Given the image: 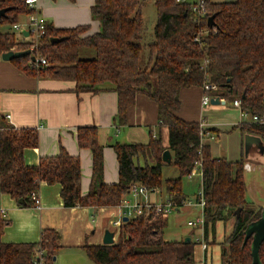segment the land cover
I'll return each mask as SVG.
<instances>
[{
  "label": "trees",
  "instance_id": "1",
  "mask_svg": "<svg viewBox=\"0 0 264 264\" xmlns=\"http://www.w3.org/2000/svg\"><path fill=\"white\" fill-rule=\"evenodd\" d=\"M144 3L95 0L90 14L99 22V30L83 38L88 26L58 30L45 23L43 36L28 42L0 30V55L30 50L35 58L45 59L47 65L29 69L30 57L25 56L13 60L21 71L74 82L75 92H115L118 125H125L127 109L135 97L147 96L157 104L159 129L167 128L168 147L162 146L160 135L150 137L147 144L112 145L118 162V182L106 184L104 147L98 142L97 129L78 128L77 145L88 149L92 157L91 181L83 195L78 157L60 146L57 155L41 158L37 166H27L23 153L37 147V130L0 125V193L15 200L19 207L36 211L31 195L38 196L39 185L59 184L65 208L116 207L134 185L148 192L162 187L161 157L168 150L178 170L176 179L164 181L168 198L182 207L185 200L181 179L192 173L195 162L200 161V187L205 201L203 237L207 241L209 230L215 232L217 223L225 225L232 220L231 233L220 243V264H251L252 238L243 244L244 231L260 217L262 207H249L245 198V161L213 158L209 145L201 142L199 124L185 122L176 113L181 89L211 85L216 88L208 92L212 98L230 102L238 99L241 109L249 115H264V0H204V16L194 12L188 2L154 0L156 23L149 42L144 37ZM5 8L9 11L0 18V26L14 25L19 15L34 13L24 0H0V9ZM212 15L214 25L210 27L207 19ZM54 38L62 40L51 43ZM84 48L93 49L95 56L80 58ZM239 128L243 136L254 135L264 142V125L247 122ZM167 222L163 214L145 212L121 224L116 242L85 246L86 254L95 264H192L195 243L166 241ZM8 225L0 211V236ZM60 249L59 233L42 229L36 243L0 242V264H35L39 253L44 264H52ZM259 260L264 264V242L259 248Z\"/></svg>",
  "mask_w": 264,
  "mask_h": 264
},
{
  "label": "crops",
  "instance_id": "2",
  "mask_svg": "<svg viewBox=\"0 0 264 264\" xmlns=\"http://www.w3.org/2000/svg\"><path fill=\"white\" fill-rule=\"evenodd\" d=\"M151 1L154 5V0ZM210 1L219 2L218 0ZM221 1L231 2L233 0ZM94 2L95 0H37L34 12L43 17L45 22L52 25L54 29L62 30L88 26V30L81 35L83 38L99 30V22L93 20L90 14V8ZM142 10L143 7L141 13ZM21 18L24 21L20 20ZM28 20V14L18 16V21L14 25H18L20 29H15L12 25L15 32L20 31L19 38H16L27 42L38 40L39 38H36L29 31ZM11 33L15 35L14 32ZM24 33H28V35L25 36ZM30 37L32 38L30 39ZM87 49L93 50L84 48L80 52ZM92 52L94 55L91 58L95 56L94 50ZM3 54L0 55V125L15 129L37 130V147L27 148L23 153V160L27 166H37L41 158L57 155L61 146L69 155L78 157L80 160L81 193L84 195L87 193L91 181L92 157L88 149H81L77 145L76 131L78 128L95 127L97 129L98 142L104 147L103 179L106 184L118 182V162L111 148L112 145L147 144L150 137L156 138L157 135H160L162 146L165 149L168 147L167 128L159 129L157 104L147 96L137 95L134 104L127 109L125 125H118L115 121L117 112V95L115 92H75L74 82L57 80L48 76H34L21 71L13 60L23 57L6 61L2 58ZM27 56L33 55L30 52ZM33 62L29 59V69L39 68L32 65ZM202 95L203 90L200 87L181 89L179 92L180 108L176 113L177 117L185 122L198 123L202 129L212 133V139L207 137L201 141L209 145L210 154L213 158L216 156L212 154L210 143L215 138L214 134L216 133L219 141L231 138L233 135V145L239 143V155L237 149L229 148L231 154L225 160L240 161L243 158L244 136L239 126L247 123L248 119L241 115L239 109L232 106V102L229 103L228 107L231 108L233 115L229 120L224 119L223 113L227 110V101L218 97L220 99L219 104L204 106L201 104ZM169 153L171 155L170 163H172L173 156L171 152ZM244 164L253 166L248 162H244ZM162 188L165 195L161 191ZM60 189L59 184L41 183L37 191L40 208L36 211L30 208H21L15 200L0 193V211L9 221V225L4 228L0 236V242L36 243L40 239L42 229H53L60 235L61 249L52 259V264L55 263L60 254L64 258H71L72 255L74 259L75 255H81L82 262L80 264H88L87 260L95 264L88 258L85 246L103 245L102 239L105 230L113 232V241L116 242L119 227L129 219L124 221L123 211L117 206L65 208L60 197ZM183 196L186 200L184 193ZM167 198V192L162 186L152 192L146 190L144 194L137 196L127 194L123 199H127L131 203L145 201L162 203ZM168 215H165L167 221ZM201 230L203 235V229ZM165 240L172 241L166 238ZM182 240L181 237L174 241ZM203 240L204 237L202 236ZM190 242H192L191 238ZM196 243L200 244V247L196 246ZM196 243L193 249L194 260L192 264H207L208 244L204 243L206 248L203 249L201 242L196 241ZM198 248L199 250H197ZM75 263L78 264L77 261Z\"/></svg>",
  "mask_w": 264,
  "mask_h": 264
},
{
  "label": "rangeland",
  "instance_id": "3",
  "mask_svg": "<svg viewBox=\"0 0 264 264\" xmlns=\"http://www.w3.org/2000/svg\"><path fill=\"white\" fill-rule=\"evenodd\" d=\"M219 2H222L221 0H218ZM235 1V0H233ZM231 1V2H233ZM151 0H146L145 5L143 6L142 10V17H143V27H144V37L146 42H149L153 39V27L156 23V10L151 3ZM20 20L24 21L23 18ZM21 21V22H22ZM0 30L2 32L11 31L15 33V36L19 38L20 31H14L12 29V25H2L0 26ZM13 30V31H12ZM32 37H30L31 39ZM90 51V52H89ZM93 50H84L80 52L81 58H91L94 54L92 52ZM89 52V53H88ZM145 53V51H144ZM230 101H227L226 104V112L223 113V118L226 120H229L230 117L233 115L231 112V108H229ZM212 107V106H211ZM248 121L250 120V115L246 116ZM214 139L211 141V150L212 154L216 156V158H229L231 149H237L238 155H239V143H236V145H233V135L231 138H226L222 140L217 139L216 133L214 134ZM244 143V138H243ZM251 152V158H249V163L253 164V166L250 167L251 171H244V180L246 184V194L245 198L249 202V207L251 208H259L264 206V167L259 166V164L256 165L254 163V159L257 156L261 159L259 156V151L256 147H252ZM251 161V162H250ZM260 161V160H258ZM259 163V162H257ZM178 177V170L172 163H165L162 167V180L164 187V181L168 179H176ZM200 176L197 175V171H194L191 178H188V176H184L181 179V187L182 191L186 197V200L184 202V206L179 207L177 211H174L168 215V222L167 227L164 231V238L169 240H178L179 238H186L190 237L192 240V243H196V241H199L201 243H207V264H220L219 263V250L221 252L222 245L220 244L225 237H227L232 230L233 221H228L225 225L222 223H217L215 226V232H211L209 230L207 241L204 239L202 241V230L201 228H197L194 226H188L187 222L192 221L195 222L196 218L201 216V208L196 206L194 207L193 204L195 202V196H197L200 193L201 187H200ZM165 188V187H164ZM163 192V195H165V191L162 188L161 190ZM190 202V203H188ZM196 246L200 247V244L196 243ZM199 250V248L197 249ZM78 262L80 264L82 262L81 255H75V259L72 258H64L62 254H60L55 261L54 264H76L75 262ZM87 263L93 264L92 262H89L87 260Z\"/></svg>",
  "mask_w": 264,
  "mask_h": 264
},
{
  "label": "built area",
  "instance_id": "4",
  "mask_svg": "<svg viewBox=\"0 0 264 264\" xmlns=\"http://www.w3.org/2000/svg\"><path fill=\"white\" fill-rule=\"evenodd\" d=\"M179 1L190 3L192 5V10L194 12H197L199 16L206 15L205 9L203 7V1L204 0H179ZM24 2L29 9L35 11L37 0H24ZM45 23H46L45 19L43 17L39 16L36 12H34V13L29 15L28 29L32 34L35 35L36 38H40L43 36L44 31H45ZM14 28L20 29L18 25H14ZM33 65L36 67L39 65L44 66V65H47V62L45 59L40 57V58L35 59V61L33 62ZM202 90H203V95L201 98V104L205 106V105L210 104V100L213 99L208 94V92L215 91L216 88L214 86H211V85H204ZM231 104L233 107L239 109L241 115L248 116V113H246L245 111H243L241 109V103L238 99H235L234 101H232ZM248 122L254 123L257 125H264V115H250V120ZM199 134H200L201 140H203V138H207V137H209L210 139L213 138L212 133L209 130L202 129L201 127H200V133ZM250 167L251 166L249 164H244V171H251ZM200 168H201V162L200 161L195 162V166H194L192 173L194 171H197V173L201 179ZM192 173H190L188 175V177H191ZM145 192H146V189L143 186L134 185L131 187L129 194L137 196V195L144 194ZM31 196H32V199L37 204V209H39L40 208L39 197L34 193ZM196 197H197V198H195L196 203H194L193 206L194 207L198 206L201 208V216L200 217L198 216L196 218L195 222L188 221L187 225L191 226V227L194 226V227H199V228L203 229V226H204L203 208L205 205V201H204L202 189L200 190V193ZM188 203H190V202H188ZM182 206H184V203ZM117 208L123 211V214L125 217H127V219H130V218L138 217L145 212L148 213L151 211H156L157 213H160L163 215H168L174 211H177L179 207L176 204H174L170 200V198H167L165 200V202H162V203H149L146 201L145 202H133V203H131L127 199H123L120 202V204L117 206ZM202 248L203 249L206 248L204 243H202ZM35 259H36L35 264H44L42 253H39Z\"/></svg>",
  "mask_w": 264,
  "mask_h": 264
},
{
  "label": "water",
  "instance_id": "5",
  "mask_svg": "<svg viewBox=\"0 0 264 264\" xmlns=\"http://www.w3.org/2000/svg\"><path fill=\"white\" fill-rule=\"evenodd\" d=\"M9 11V8H5V9H0V18L5 16V13ZM207 24L208 26H213L214 25V16H210L207 19ZM24 35H28V33H24ZM62 39L60 38H55V39H51V43H58L60 42ZM30 54V50L27 51H22V52H7L4 53L2 55V58L6 61H9L11 59L14 58H20V57H24ZM31 61H35L34 56L30 57ZM219 99L218 98H213L210 100V104L212 105H217L219 104ZM244 143H243V160L245 162L249 163V158H251V152H252V147H256L258 149V153L259 156L261 157V159L257 156L254 159V163L256 164H260L264 167V142L259 138L256 137L254 135H250V134H245L244 135ZM162 161L164 163H170L171 162V155L169 153L168 150H165L162 153ZM260 160V161H258ZM251 162V161H250ZM259 162V163H257ZM253 163V162H251ZM240 209H237L235 211L236 216L239 215ZM127 218H124V221H126ZM252 238L251 241V257H252V263L251 264H261L260 260H259V248L260 245L264 242V206L262 207L261 210V215L260 217L249 223L244 231V240H243V244H245L247 242L248 239ZM113 232L109 231V230H105L104 235H103V239H102V244L103 245H111L113 244ZM183 243L188 244L190 243V238L186 237L185 239H183Z\"/></svg>",
  "mask_w": 264,
  "mask_h": 264
}]
</instances>
